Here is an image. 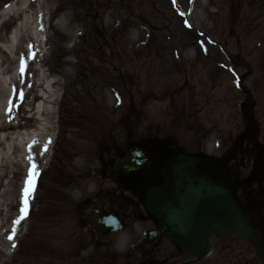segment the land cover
<instances>
[{"label": "rangeland", "instance_id": "374dc122", "mask_svg": "<svg viewBox=\"0 0 264 264\" xmlns=\"http://www.w3.org/2000/svg\"><path fill=\"white\" fill-rule=\"evenodd\" d=\"M15 1L0 0V13ZM45 1L49 10L42 22L49 40L41 64L49 78L67 75L57 108L59 147L55 162L39 165V156L31 154L38 173L47 166L35 178L27 216L20 219L19 207L4 213L7 249L0 264H98L84 257L88 248L77 243V233L47 211L59 204L52 203L54 184L65 183L66 176L90 181L106 161L100 151L111 142L121 144L116 152L151 149L154 169L161 156L184 152L200 156L204 170H214L211 160L241 132L245 92L264 145V0ZM112 6L118 7V19L110 17ZM20 23L12 18L0 31ZM104 24L108 31L101 30ZM30 26L32 20L24 28ZM102 82L111 84L112 102L100 96ZM21 100L19 93L10 105L16 120ZM219 126L229 127L221 132ZM65 152L72 158L65 159ZM247 167H228L237 199L240 187L248 185ZM13 232L17 237L7 244Z\"/></svg>", "mask_w": 264, "mask_h": 264}, {"label": "flooded vegetation", "instance_id": "af4514ba", "mask_svg": "<svg viewBox=\"0 0 264 264\" xmlns=\"http://www.w3.org/2000/svg\"><path fill=\"white\" fill-rule=\"evenodd\" d=\"M26 122L29 129L31 123ZM242 123L241 132L234 136L227 151L225 148L218 155L216 162H220V168L209 173L226 181L231 174L228 165L244 168L249 164L247 178L254 180L250 186L240 187L242 195L238 199L244 221L252 232L250 236L233 233L210 237V251L200 261H195V255L171 242L146 210V190L162 182L154 169L156 159L151 149L135 146L122 153L116 152L121 147L119 143L103 146L99 158L102 160L107 155L106 161L98 170L92 171L94 175L90 181L66 176L65 183L51 182L56 186L52 189V203L59 204L47 211L77 233V243L88 248L84 257L98 264H264V186L261 185L264 180V145L246 114ZM58 147L56 140L50 150L52 162H55ZM135 149L142 151L149 166L128 175L107 178L106 170L114 161L128 158ZM71 155L65 152V159H71ZM254 182L258 184L256 188L251 186ZM258 214L260 218L256 217ZM105 219H116L120 225L119 231L106 238L96 229L97 224Z\"/></svg>", "mask_w": 264, "mask_h": 264}, {"label": "bare ground", "instance_id": "6f19581e", "mask_svg": "<svg viewBox=\"0 0 264 264\" xmlns=\"http://www.w3.org/2000/svg\"><path fill=\"white\" fill-rule=\"evenodd\" d=\"M33 2L34 0H24L20 3V0H16L15 4L12 3L0 13V27L12 18L24 23H20L14 30L0 31V86L3 88L0 97V116L3 119L0 121V263L7 249L3 243L2 230L5 211L23 206L22 189L28 176L26 172L30 160H26V155L29 151L39 156V165L48 159L49 147L55 139L56 108L62 85L67 78L66 74L65 78H49L43 69L40 48L49 37L43 30L42 17L49 10V3L45 0L37 1L35 13H30L34 7ZM119 15L118 7L112 6L110 17L118 19ZM65 18L67 19L66 15ZM31 20L32 24L35 23L34 28H24ZM107 27L104 24L101 30L108 31ZM66 37L71 38V35ZM138 37L141 38V35L137 34V41ZM128 42L134 43L129 39ZM110 87L111 84L106 82L100 85V96L107 102H112ZM19 93L23 106V117L20 119H27L31 123L27 129L26 123L22 122L23 131L20 132L17 130L16 116L9 110L15 95ZM8 186H11L9 192L5 190ZM17 234L18 232H13L12 239L7 244L13 243Z\"/></svg>", "mask_w": 264, "mask_h": 264}, {"label": "water", "instance_id": "95a60500", "mask_svg": "<svg viewBox=\"0 0 264 264\" xmlns=\"http://www.w3.org/2000/svg\"><path fill=\"white\" fill-rule=\"evenodd\" d=\"M199 162L200 158L185 154L163 159L159 173L164 183L148 190L145 204L171 241L184 249H196L195 253L202 258L209 236L242 232L245 228L231 190L221 180L203 174ZM146 164L136 152L130 163L117 160L108 175L129 173Z\"/></svg>", "mask_w": 264, "mask_h": 264}, {"label": "snow or ice", "instance_id": "6c2138e0", "mask_svg": "<svg viewBox=\"0 0 264 264\" xmlns=\"http://www.w3.org/2000/svg\"><path fill=\"white\" fill-rule=\"evenodd\" d=\"M39 173L36 171V165H32V167L28 171V176L25 181V187L22 189V207L20 209L21 216L20 219H24L27 216L28 209V197L32 194L35 188V178ZM15 223H19V220L15 221ZM9 239H12L9 236ZM15 247V245H13Z\"/></svg>", "mask_w": 264, "mask_h": 264}]
</instances>
